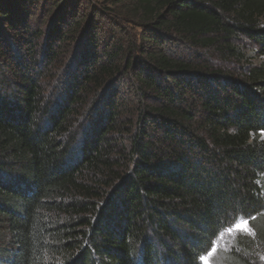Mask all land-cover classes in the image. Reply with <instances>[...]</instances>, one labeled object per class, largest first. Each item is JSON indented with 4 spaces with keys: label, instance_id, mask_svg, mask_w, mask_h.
Returning <instances> with one entry per match:
<instances>
[{
    "label": "trees",
    "instance_id": "obj_1",
    "mask_svg": "<svg viewBox=\"0 0 264 264\" xmlns=\"http://www.w3.org/2000/svg\"><path fill=\"white\" fill-rule=\"evenodd\" d=\"M262 133L264 0H0V264H256Z\"/></svg>",
    "mask_w": 264,
    "mask_h": 264
},
{
    "label": "rangeland",
    "instance_id": "obj_2",
    "mask_svg": "<svg viewBox=\"0 0 264 264\" xmlns=\"http://www.w3.org/2000/svg\"><path fill=\"white\" fill-rule=\"evenodd\" d=\"M239 221H237V222H239ZM237 222H235L234 224H236ZM233 225L229 226V228L232 227ZM240 235H246V236L250 235V236H252V234H248V233H244V232L229 233L226 230H224L219 235L218 240L215 242V244L218 245V251L230 252V250L233 249L234 246H235L236 238L238 236H240ZM261 257H264V252H259L257 256H254L255 260L257 261L256 264H264V259H261ZM217 258H218V256L216 254L212 258V264H220L217 261Z\"/></svg>",
    "mask_w": 264,
    "mask_h": 264
},
{
    "label": "snow or ice",
    "instance_id": "obj_3",
    "mask_svg": "<svg viewBox=\"0 0 264 264\" xmlns=\"http://www.w3.org/2000/svg\"><path fill=\"white\" fill-rule=\"evenodd\" d=\"M264 135V133H262ZM256 217H252L251 219H255ZM227 232L233 233V232H244L248 234L255 235L253 229L250 227V221L248 219H241L239 222L234 224L232 227L226 229ZM218 252V245L213 243L211 249L207 251L206 255H202L200 257L201 264H212V258L216 255ZM261 259H264V257H261Z\"/></svg>",
    "mask_w": 264,
    "mask_h": 264
}]
</instances>
